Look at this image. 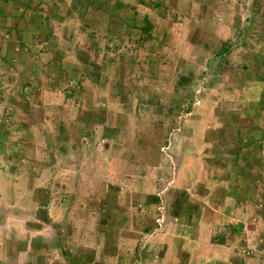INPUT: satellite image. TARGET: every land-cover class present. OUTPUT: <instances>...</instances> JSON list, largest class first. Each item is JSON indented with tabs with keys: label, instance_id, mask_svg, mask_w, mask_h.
<instances>
[{
	"label": "crops",
	"instance_id": "crops-1",
	"mask_svg": "<svg viewBox=\"0 0 264 264\" xmlns=\"http://www.w3.org/2000/svg\"><path fill=\"white\" fill-rule=\"evenodd\" d=\"M237 1L0 0V264H264V0L227 92L243 99L203 89L156 164L111 144L133 122L113 78L127 59L100 49L135 33L148 61L186 68L198 33L219 62Z\"/></svg>",
	"mask_w": 264,
	"mask_h": 264
},
{
	"label": "rangeland",
	"instance_id": "rangeland-1",
	"mask_svg": "<svg viewBox=\"0 0 264 264\" xmlns=\"http://www.w3.org/2000/svg\"><path fill=\"white\" fill-rule=\"evenodd\" d=\"M254 2V0H238L236 2L235 8L241 12V15L237 16V11L233 15H236L235 19L240 27L239 32L241 29L242 32L237 35L238 31H236L237 38L235 36L233 42L223 43L225 45L230 43L232 47L228 53L221 56L222 60L219 59L221 62L213 60L215 59L214 56L219 55L216 53L217 46L203 49L202 45L207 42L204 41V36L198 33L194 36L196 46L191 52L193 63L186 68H176L173 55L169 53L161 56L159 53L156 54V56H160V59H165L163 62L158 60L156 64L155 60L148 61L149 58L156 59V57L148 55V53L151 54L154 51L155 47L143 48L140 46V40L136 37L138 34L135 33L128 38V47L122 45L120 37L117 40L121 42L116 43V48L115 46L108 47L106 43L102 45L101 51L109 49V52H116L117 55L124 53L127 59L126 62H122L123 65L118 64L119 66L115 69L113 78L116 83H119L115 88L118 100L128 110H131L129 114L133 122L132 124L129 122L127 127L118 126L109 134L112 139L111 144L114 145L116 151H124L136 163L156 164L157 156L168 153L167 147L171 142L172 135L180 129V125L177 126L176 121L182 123L187 116L186 114L196 107L199 108L201 100L206 97L203 95V89L211 86L220 87L222 89L221 94L211 97H218L224 105H231L235 100L239 103L243 99L239 96H229L227 92L235 86L233 79L235 74L240 73L242 67L246 66L243 57L250 56L249 53L254 48V46L249 47V45L252 46L254 42L259 41V39H256V33L250 32L253 19L249 9ZM256 19L255 22L264 28L263 14ZM248 49V53H243ZM259 50L262 51V49ZM207 57H210L208 61H213H205ZM158 69H161L164 74L159 73ZM154 71L159 75L161 74V78L155 79ZM184 73L189 74L191 78L181 76ZM216 73H219L220 76L223 74L221 82ZM99 82L106 83L104 79H100ZM237 86H239L238 82ZM175 88H180L178 93L175 92L177 91L174 90ZM155 89H158L159 92L162 90L161 94L157 95L158 90L155 92ZM248 101L245 104H248ZM171 103L173 106L176 104L178 107L175 113L167 108ZM99 115L101 117L103 114ZM118 115V112H116V116ZM162 116L167 117V120H169L163 123L165 126L158 121L159 117ZM116 134L119 136L117 140L115 139ZM152 250L153 246H151L150 251Z\"/></svg>",
	"mask_w": 264,
	"mask_h": 264
}]
</instances>
